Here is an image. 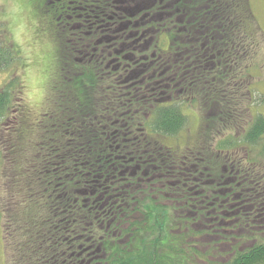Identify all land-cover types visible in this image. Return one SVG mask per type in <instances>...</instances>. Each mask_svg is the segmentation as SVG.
Here are the masks:
<instances>
[{
  "label": "trees",
  "instance_id": "1",
  "mask_svg": "<svg viewBox=\"0 0 264 264\" xmlns=\"http://www.w3.org/2000/svg\"><path fill=\"white\" fill-rule=\"evenodd\" d=\"M132 5L140 14L142 47L151 44L150 55L161 58L155 69L160 89L153 84L154 93L149 89L143 95L122 97L102 71L97 78L91 65L75 62L72 42H67L58 82L50 84L49 116L41 124L40 141L25 145L22 166L13 168V173L22 171L18 183L8 184L6 200L0 196L7 264H78L102 235L101 222L118 229V222L126 219L141 221L132 224V233L144 239L146 247L119 249L112 264H188L185 259L194 264H264V230L239 232L227 226L232 224L224 222L231 212L220 214V204L205 203L199 219H188L191 227L181 228L178 216L185 205L170 210L155 205L150 190L129 192L126 202L141 203L125 209L126 214L119 207L124 194L114 191L120 185H112L113 175L131 159L145 170L152 159L169 166L170 156L155 136L179 135L189 125L184 109L196 108L202 113V147L219 154V165L201 167L205 175L224 185L232 164H221L246 156L245 164L234 163L242 185L238 192L246 211L247 203H252L264 214V158L257 159L264 117L253 118L250 109L255 99L252 71L264 52V33L251 1L124 0L126 10ZM13 58L12 52L0 49V69ZM155 70L148 72L147 82ZM2 102L0 119L6 110ZM125 123L134 127L124 128ZM206 189L212 196L214 187ZM168 215L177 231L184 230V237L177 238L176 249L159 244L158 252H152V236L162 232L165 240V230H172ZM187 228L194 236L192 243L186 242ZM166 251L175 252L178 260H167Z\"/></svg>",
  "mask_w": 264,
  "mask_h": 264
},
{
  "label": "flooded vegetation",
  "instance_id": "2",
  "mask_svg": "<svg viewBox=\"0 0 264 264\" xmlns=\"http://www.w3.org/2000/svg\"><path fill=\"white\" fill-rule=\"evenodd\" d=\"M28 1L31 2L32 7L33 3L37 4L41 11L38 24L41 27L40 31L43 33V36L49 35L53 40L55 36L59 42H57V55H60V60L59 62L55 61V64L53 63L57 75L58 71L62 68L63 59L65 58V48L69 41L72 42V49L75 52L73 55L74 61L78 64L91 65L95 70L97 78L100 77L98 72L102 71L104 76L107 75L108 79H112L116 83L117 87L121 90L122 97L132 98L149 93L148 91L152 88L153 84H156V91H159L160 87L157 85L161 80L157 78V70L155 69L160 66L161 58L157 57L155 53L154 55H150L154 51V49L150 48L151 44L147 45L146 48L142 47V31L139 24L140 14L137 5H132L128 7L130 10H126L124 0ZM135 1L133 0V2ZM74 5L77 6L74 8ZM51 11H53L52 18H48V22L44 21L42 19L43 15ZM46 25H48L50 32L46 29ZM9 31L10 28L7 29V32H3V35L9 40L8 43H5L0 38V49L9 50L14 56L12 60L4 63L0 69V73H5L6 75V80L0 85V103L3 101L1 107L6 109L0 122L4 121L6 123L7 120H16L17 122L16 127H13L11 130V136L3 144L4 149L10 153L14 169H18L23 164L22 155L25 153V145H28L30 142L38 144L40 141L41 124L49 116L46 106L49 105L50 97L48 96V92L51 87L50 84L53 82H49L48 80V92L46 95L44 93L45 111L41 113L38 121L29 124V113L25 115V108L22 109L23 111L21 110L25 100V88L23 87V77L21 75L25 72L27 59L19 51V47L15 43L12 33ZM53 32H55V35ZM0 34L2 33L0 32ZM150 70L155 71L151 78H149V82H147V75L148 72H151ZM154 91V89H150V92L154 93ZM191 110L197 112L201 123L200 128L196 131L197 134L192 139L186 140L184 144L186 147H178V143L174 145V142L181 138V133L189 125L177 136H155L157 143L166 150L165 154L170 156L169 166L160 164L161 160L159 159H152L149 160L151 167L145 170L139 167L138 161L136 162L134 159H131L132 163L130 165H126L116 175H113L112 180L114 181L112 185H116V183L120 185L114 191L124 194V200L120 203L119 207L123 208V211L128 214L125 209L141 203L140 201L136 204L132 201L126 202L125 200L130 198L128 193H142L150 190L154 194V204L157 206L163 205L172 210L174 205L178 207L185 205L178 216L179 227L181 228H183V225L191 227L190 220L188 219H199L201 212L207 208L205 207V203H210V207L220 204L217 207L221 209L219 211L220 214L226 211L231 212L230 215H226L227 217L224 221L232 222L231 225L227 226L235 227L239 232L244 228L264 230V214L260 213L261 211L258 212L259 208H254L252 203H247V206L250 208L246 211V207H244L245 202L241 200V193L238 192L242 188V185L238 183L240 176L238 175L239 171L235 170L236 164L234 163L245 164L248 162V159L245 156L239 162H236L234 159L225 160L221 164H232L228 168L230 169L227 174L228 179L224 185L217 182L218 180L212 179L209 174L205 175L201 167L219 165L217 161L219 154L216 150H214L215 152H210L211 149L208 150L202 147V113L196 108ZM8 117L10 118L7 119ZM122 126L124 128L127 126L134 127L131 123H125ZM169 145L173 147L171 148ZM220 154L221 156L226 155L224 152ZM232 155L234 156L235 154ZM127 157V154L123 156L125 160ZM205 170L207 172V169ZM21 172L20 169L16 172L17 175L12 181L14 184L18 183L17 178L22 174ZM173 172L177 174L172 176ZM207 187H214L213 197L206 194L211 192V189H206ZM228 194L229 198L227 197ZM194 204H200V206L196 207ZM254 214H257V216ZM243 217L247 219L243 220ZM166 221H169L172 230H165V240L161 239L162 232L152 236V240L155 243V248L152 249L153 251L151 250L152 252H158L159 248L157 245L159 244L176 249L179 243L177 238H182L181 235L184 237V230H176L177 224L174 219H171L170 215L167 216ZM248 221L249 223L247 224ZM135 222L140 223L141 221L134 219L119 221L118 225L120 228L118 229H111V224L101 222L98 231L102 235L97 236L95 242L85 252L86 258H81V262H78V264H112L115 251L123 249L130 252L146 247L144 239L134 236L132 233L135 230V228H132V224ZM156 227L159 229V226ZM140 228L142 229L141 225ZM202 229L204 227L200 226V230ZM185 233H187L186 242L192 243L193 239L191 238L194 236L190 234L191 230L187 228ZM198 240L196 238V241ZM154 243L151 240L147 241L148 247H151ZM164 254L167 260L169 258L172 261L174 259L177 260L175 252L169 253L166 251ZM168 264H170V261H168Z\"/></svg>",
  "mask_w": 264,
  "mask_h": 264
},
{
  "label": "rangeland",
  "instance_id": "3",
  "mask_svg": "<svg viewBox=\"0 0 264 264\" xmlns=\"http://www.w3.org/2000/svg\"><path fill=\"white\" fill-rule=\"evenodd\" d=\"M249 1H251L252 10L255 13L257 23H259L260 28L264 33V0ZM76 6L77 5H74V8ZM1 9V40H3L5 43L9 42L5 35H3V32H7V29L10 28L9 32L12 33L15 43L19 47V51L22 55H25L27 59L25 63V72H23L21 75L23 77V87L25 88V100L23 102L24 106L21 108V110L25 108V115L29 113V124H32L34 121H38L41 113L45 111L44 93L46 95L48 92V80L49 82H58L60 76L59 74L57 75V71L54 69L53 65V63L55 64V61L59 62L60 60V55H57L58 41L56 40L55 36L54 42L53 38H51L49 35L43 36V33L40 31L41 27L38 24V18L41 15V11L39 10L37 4L33 3L32 7L31 2L28 0H0V10ZM52 16L53 11L50 13L46 12L42 19L47 21V19L52 18ZM46 29L49 31L48 25H46ZM53 33L55 35V32ZM256 66L258 67L252 71V75L254 77L252 80V96L255 99L253 100V104L251 103L250 105L253 118L257 115L264 117V104H262V99H264V52L260 56ZM5 76V73H0V85L6 80ZM184 112L189 118V126L184 132L181 133V138L174 142V145L178 143V147H186L184 146L186 140L192 139L197 134L196 131L200 128L199 126L201 123L197 112H194L191 109L187 110V108L184 109ZM9 118L10 117L7 119ZM16 123V120H7L6 123L4 121L0 122V196L2 201L7 199L8 184H12V180H14L15 176L17 175V171L13 173L14 166L11 163L10 153L8 150L6 151V149H4L3 144L4 142H7L11 136V130L13 127H16ZM169 147L171 146L169 145ZM263 150L264 140L257 149V152L261 154V156L257 157L258 161H260L261 158H264V155H262ZM206 252H208V255H210V253L212 254V252H209V250H206ZM201 254H203V252H201ZM224 257L226 256L224 255ZM185 260L190 264H194L189 259ZM0 264H7L5 239H3V229L1 227Z\"/></svg>",
  "mask_w": 264,
  "mask_h": 264
}]
</instances>
